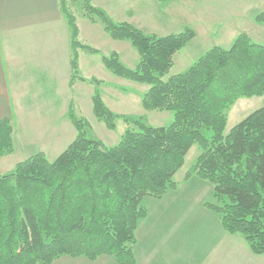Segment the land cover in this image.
I'll return each mask as SVG.
<instances>
[{
	"label": "trees",
	"instance_id": "16d2710c",
	"mask_svg": "<svg viewBox=\"0 0 264 264\" xmlns=\"http://www.w3.org/2000/svg\"><path fill=\"white\" fill-rule=\"evenodd\" d=\"M80 2L83 16L100 21L112 39L131 43L138 59L128 67L116 52L103 54L82 44L63 3L72 80L79 77L78 49L100 54L112 74L148 86L140 99L144 110L170 111L172 121L151 126L143 116L117 114L96 87L95 120L108 130L120 119L125 125L119 141L107 145L92 137L90 121L70 108L76 135L63 151L51 161L36 152L0 174V264H52L64 256L136 264L135 230L147 215L146 200L175 188L173 176L192 145L200 152L190 172L210 181L217 200L207 207L225 232L241 235L255 255L264 253V106L224 132L225 110L236 99L264 94V42L240 33L229 47H211L185 71L162 79L174 54L195 36L192 29L146 34L114 22L90 0ZM254 19L264 23V11ZM13 131L12 121L0 118V157L13 152Z\"/></svg>",
	"mask_w": 264,
	"mask_h": 264
},
{
	"label": "crops",
	"instance_id": "0c3cea01",
	"mask_svg": "<svg viewBox=\"0 0 264 264\" xmlns=\"http://www.w3.org/2000/svg\"><path fill=\"white\" fill-rule=\"evenodd\" d=\"M67 1L0 0V118H9L14 129V150L0 157V172L12 170L16 163L36 152L45 154L47 141L58 146L61 143V135L66 134V127L72 129V123L67 124L65 120L70 106L74 104L73 100H91L96 87L105 103V100H112L111 98L117 100L130 83L129 80L108 71L99 54H89L82 49L77 50L79 77L72 80L70 30L61 10L63 3L74 17L78 39L82 44L91 46L103 54L116 52L120 61L129 67L135 65L138 54L134 64L130 65L121 55V50H125L127 44H116L117 41L125 43V40L112 39L102 23L83 16L81 8L74 11L72 4L75 5L80 0ZM90 3L104 11L114 22L132 24L141 31L152 32L150 34L165 36L189 28L195 33L190 40L192 41L207 29L206 38L210 41L218 42L228 35L230 43L238 34L248 32L239 26H232L243 24L252 6H257L253 13L255 15L259 12L256 10L264 6L263 0H90ZM246 10L248 12L244 15ZM159 25L160 28L155 29ZM212 44H215L212 47L220 46V43ZM208 46H204L202 52L205 53L211 48ZM175 55L176 53L173 59ZM92 79L101 83H95ZM36 102L41 106L39 103L36 106ZM74 105L75 113L92 122L91 107L90 112L87 107L83 115L81 112L84 105L78 101ZM110 109L117 112L113 108ZM86 115L88 117H85ZM55 122L63 123V127L61 123L56 125ZM61 148L62 145L50 151L59 152ZM176 193L177 189L169 191L161 198H147V214L150 208L157 207L165 202L168 196L171 198ZM145 219L146 217L138 225L144 224ZM207 229L197 231L198 235H193V243H188L187 264H258L259 257H263L252 254L243 241L237 240L241 238L225 232L218 218L217 224H212ZM139 243V239H136L133 247L136 264L139 261ZM153 255L161 256V252L154 249ZM150 257H145L146 264L154 259L156 263L162 261L160 258ZM99 259L90 261L82 257L64 256L52 264L79 263L76 261H87L81 264H116L112 258H104L102 261ZM141 259L144 260L143 255Z\"/></svg>",
	"mask_w": 264,
	"mask_h": 264
},
{
	"label": "rangeland",
	"instance_id": "374dc122",
	"mask_svg": "<svg viewBox=\"0 0 264 264\" xmlns=\"http://www.w3.org/2000/svg\"><path fill=\"white\" fill-rule=\"evenodd\" d=\"M67 5L70 4L67 3ZM71 7L72 9L75 8L74 11L76 10L79 11L81 8V2H76L75 5L72 4ZM253 7L254 6L250 8L249 11L251 12L249 16H247L244 19L243 24L241 25L234 24L232 27L239 26L241 29H244L245 31L248 30L247 33L245 32L244 33L247 34L250 39L258 43H263L264 23H258L255 21L254 19L255 14L253 13L255 12L257 6H255L254 9ZM261 9L262 11H260ZM256 11H259L258 13L263 12L264 6H261ZM247 12L248 10L245 11L244 15ZM211 27L214 28L216 26H211ZM159 28L160 25L155 29H159ZM144 33L150 34L152 32L149 33L144 32ZM206 37H207V29L204 30L203 34L200 32L198 37H196L197 39H194L189 43L187 42L182 49L176 52V55L173 59L174 63L169 73L164 75L162 79H166L170 75L178 74L188 69L204 53L202 52L204 46L206 47L207 45H209L208 47H212V45H215L212 43H220L218 45H220L221 47H229V45L231 44L230 42H228L231 41L228 35L227 37H222V39L219 40L218 42H215L216 40L210 41V39ZM202 38L208 40L206 41ZM117 42L116 44H118V46L119 45L123 46L124 44L126 46L127 44L125 50H121L122 51L121 55H123L124 58L127 61H129L131 65V63H133L137 55L136 49L127 40L124 41L125 43H123L122 41L119 43ZM112 86L116 87L115 84H112ZM147 88L148 86L145 84H140L130 81L127 87L124 88L125 91L122 92L123 94H119L117 100L111 98L112 100H105V101L110 108H113L114 110L117 111V112L114 111L117 114H123L133 118L135 117L137 118V116H143L145 119L144 121L151 126H162L169 124L172 121V113L170 111H165V110L146 111L141 107L140 99L142 94L147 90ZM24 101L26 102L27 100ZM77 101L81 102L84 105V109L83 107L81 108L83 109L81 114L84 115L87 107L90 112L91 100H73L74 104ZM38 103L39 102H36L35 105L38 106L40 104ZM74 104H72L70 108H72L73 113L75 114L76 117H81L77 113H75L76 107ZM261 106H264V94L248 95L236 99L225 110L227 122L224 132L225 133L228 132L233 125L238 123L241 119H243L253 110ZM85 117H88V115H86ZM65 121L67 122V124H70L71 122L68 114L66 115ZM60 123L61 122H55L54 124L60 125ZM89 123L92 124V131L90 132L91 136L100 139L107 145H114L115 143H117L121 137V134L125 129L124 122L121 121V119L116 123L115 130L106 129V127L102 122H98L94 119V116L92 118V122ZM61 127H63V123H61ZM65 130H66L65 131L66 134L61 135L60 137L61 143L58 146H55L54 144H50L51 142L49 141L45 143L46 153L44 155L48 160L50 161L53 160L62 150L65 149L68 143H70L74 139L73 137H75L76 135V130L74 126L72 125V129H70L68 126L66 127ZM204 133L207 136L211 135V132L208 130H206V132L204 131ZM19 135H20V131H19ZM24 137L26 138V136ZM60 145H62V148L59 152L50 151L52 149H57L58 147H60ZM199 152H200V148L198 145L191 146V148L189 149V151L187 152L184 158L182 167H180L177 171V174L175 173L173 176V180L175 182V188L173 190L177 189V193L174 194V196L171 198L170 196H168L165 199V202L160 203V205H158L157 207L150 208V211L146 215L145 221H143L145 223L141 225H137V228L135 230V237L140 241L139 249H138L139 253L137 254V259L139 257L138 264H146L145 257L151 258L150 256L160 258L162 261L156 263L157 261L154 259L153 262L147 264H164V263L187 264V262L189 261L187 246L188 243H193L194 240L193 235L197 234L196 233L197 231L208 230L207 227L211 226L212 224H217V218H218V222H220L217 213L213 212L207 207L208 202H212V203L217 202V200L213 197L212 194V184L206 178H202L200 174H197L196 172L193 171L190 172V168L195 163V160ZM8 172H0V174H6ZM153 200L159 201L160 199H153ZM175 226L178 228L176 229L173 228ZM234 236H237V238H241L237 240L243 241L245 246H247V248L249 249V251L252 254H254L250 250L248 244L244 241L241 235L234 234ZM154 249H157L159 252H161V256L153 255ZM133 254H134V250H133ZM141 255H143L144 260L142 259L140 260ZM259 255L263 257H259L258 264H264V253ZM99 258H100L99 260L102 261L104 260V258L106 259L110 257L100 256ZM112 260L114 261V259ZM76 262H79L77 264H81L82 262H87V261H76ZM87 264H96V263L94 262Z\"/></svg>",
	"mask_w": 264,
	"mask_h": 264
}]
</instances>
